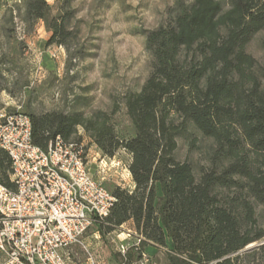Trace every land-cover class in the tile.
<instances>
[{"label": "trees", "instance_id": "trees-1", "mask_svg": "<svg viewBox=\"0 0 264 264\" xmlns=\"http://www.w3.org/2000/svg\"><path fill=\"white\" fill-rule=\"evenodd\" d=\"M71 1L16 5L21 20H43L49 42L64 44ZM261 30L264 0L177 2L164 23L145 31L150 70L139 91L124 95L129 131L119 133L102 111L27 113L41 148L57 135L72 141L81 126L105 155L129 153L132 187H111L113 206L92 222L100 235L131 221L141 237L137 259L146 243L165 246L168 238L169 264H244L264 250L240 252L264 237L256 211H264V67L246 51ZM196 134L212 141L198 176L175 156L177 139L190 136L195 145ZM11 172L0 148V183L13 188Z\"/></svg>", "mask_w": 264, "mask_h": 264}, {"label": "rangeland", "instance_id": "rangeland-1", "mask_svg": "<svg viewBox=\"0 0 264 264\" xmlns=\"http://www.w3.org/2000/svg\"><path fill=\"white\" fill-rule=\"evenodd\" d=\"M46 2L53 6L57 3ZM177 2L189 4L192 0H72L73 13L67 22L70 34L66 43L59 44L49 42L51 31L43 20H21L22 10L16 5L19 0H0V108L34 114L77 111L86 117L102 111L109 114L119 133L129 131L124 95L139 91L150 70L145 31L164 23ZM246 51L264 67V30L252 36ZM196 135L195 145L190 136L179 137L175 156L189 162L198 176L200 166L208 164L212 141ZM70 140L84 145L91 173L97 176L100 170L109 191L114 185L132 187L128 152L120 148L113 156L105 155L81 126ZM160 193L156 185V194ZM256 211L263 223L264 211L259 206ZM127 222L104 235L91 224L80 241L65 250L68 264H89L90 260L96 264H169L167 242L148 254L146 261L137 259L133 246L121 253L118 243L128 232ZM262 244L264 237L240 252ZM261 257L264 250L244 264L259 263L264 260Z\"/></svg>", "mask_w": 264, "mask_h": 264}, {"label": "built area", "instance_id": "built-area-1", "mask_svg": "<svg viewBox=\"0 0 264 264\" xmlns=\"http://www.w3.org/2000/svg\"><path fill=\"white\" fill-rule=\"evenodd\" d=\"M0 148L13 182V188L0 183L1 264H68L65 250L115 201L100 170L91 173L81 142L57 135L46 148L35 145L30 116L18 110L0 109ZM126 249L120 245L121 253Z\"/></svg>", "mask_w": 264, "mask_h": 264}, {"label": "crops", "instance_id": "crops-1", "mask_svg": "<svg viewBox=\"0 0 264 264\" xmlns=\"http://www.w3.org/2000/svg\"><path fill=\"white\" fill-rule=\"evenodd\" d=\"M128 223V226H129V229H127V231L129 232V233H125L124 234V236L123 237H121L120 238V243H118V245L120 246L121 244H124V245H126L127 246V248L129 247V246H134L135 245V241H136V235L134 234V232H133V225H132V222L131 221H128L127 222ZM115 230H113L112 232H114ZM128 234V235H127ZM133 236V239L131 238ZM166 242H167V245H168V247L170 248V246H171V243H170V240H166ZM161 246H159V245H156V244H153V243H146L144 246H143V248L145 249V250H143L142 251V255H145V257H142V258H139V261H142V260H147V256H148V254L150 255L151 253H154V252H156V251H158V248H160ZM133 248V247H132ZM134 249H135V247H134ZM131 250V249H130ZM130 250H127L128 252L130 251ZM126 251V252H127ZM121 252V251H120ZM88 259V258H87ZM72 264H78V263H76V262H73ZM87 264V263H86ZM100 264H102V262H100Z\"/></svg>", "mask_w": 264, "mask_h": 264}]
</instances>
